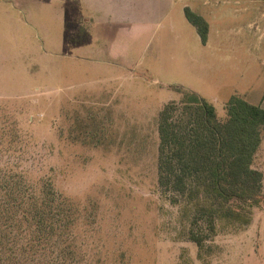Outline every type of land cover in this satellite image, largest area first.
I'll return each instance as SVG.
<instances>
[{"label":"rangeland","instance_id":"374dc122","mask_svg":"<svg viewBox=\"0 0 264 264\" xmlns=\"http://www.w3.org/2000/svg\"><path fill=\"white\" fill-rule=\"evenodd\" d=\"M261 6L0 0V264H264V196L250 225L220 224L200 252L158 185L159 115L177 86L222 121L233 95L264 108ZM186 8L208 22L206 42ZM45 182L76 218L75 259L35 243L25 197Z\"/></svg>","mask_w":264,"mask_h":264},{"label":"trees","instance_id":"16d2710c","mask_svg":"<svg viewBox=\"0 0 264 264\" xmlns=\"http://www.w3.org/2000/svg\"><path fill=\"white\" fill-rule=\"evenodd\" d=\"M186 16L206 42L208 22L189 8ZM177 87L183 97L169 102L159 115L158 185L182 208L188 237L202 252L220 224L250 225L254 209L263 202V173L253 164L263 141L264 108L233 95L222 121L213 103ZM34 188L25 198L37 230L35 243L48 250L57 247L62 262L75 259L71 228L76 218L68 201L50 182Z\"/></svg>","mask_w":264,"mask_h":264},{"label":"crops","instance_id":"0c3cea01","mask_svg":"<svg viewBox=\"0 0 264 264\" xmlns=\"http://www.w3.org/2000/svg\"><path fill=\"white\" fill-rule=\"evenodd\" d=\"M264 1V0H263ZM261 11H263V13H262V17L264 18V6H261Z\"/></svg>","mask_w":264,"mask_h":264}]
</instances>
